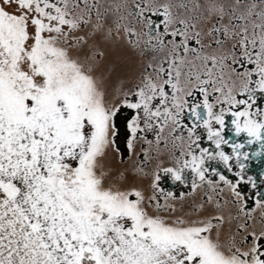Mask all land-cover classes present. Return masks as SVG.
<instances>
[{
	"label": "snow or ice",
	"instance_id": "6c2138e0",
	"mask_svg": "<svg viewBox=\"0 0 264 264\" xmlns=\"http://www.w3.org/2000/svg\"><path fill=\"white\" fill-rule=\"evenodd\" d=\"M0 264H264V0H0Z\"/></svg>",
	"mask_w": 264,
	"mask_h": 264
}]
</instances>
